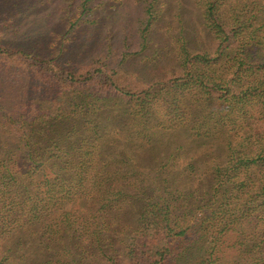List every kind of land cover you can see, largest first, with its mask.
Listing matches in <instances>:
<instances>
[{
    "label": "trees",
    "instance_id": "1",
    "mask_svg": "<svg viewBox=\"0 0 264 264\" xmlns=\"http://www.w3.org/2000/svg\"><path fill=\"white\" fill-rule=\"evenodd\" d=\"M198 5L210 47L182 40L177 66L147 81L72 63L65 44H11L2 19L0 264H264V0ZM209 100L215 130L201 132L192 109ZM178 127L221 152L153 153Z\"/></svg>",
    "mask_w": 264,
    "mask_h": 264
},
{
    "label": "rangeland",
    "instance_id": "2",
    "mask_svg": "<svg viewBox=\"0 0 264 264\" xmlns=\"http://www.w3.org/2000/svg\"><path fill=\"white\" fill-rule=\"evenodd\" d=\"M199 11L198 0H156L155 3L153 0H14L8 3L0 0V22L4 19L15 23L12 26L15 34L10 33L12 28L5 33L11 44H20L43 55L65 44L62 57L72 63L107 64L145 81L155 74H163L164 69L169 71L177 66L182 40L193 52L210 47L211 36L202 24ZM79 12L82 16L75 23ZM150 17L149 26L144 28ZM65 32L64 41L59 44L58 38ZM140 40L144 41V46H140ZM185 98L190 100L189 96ZM209 102L205 106L207 103L198 105L200 102L196 101L192 109V116L199 114V120L205 118L201 132L207 128L215 130L212 119L219 106ZM188 111L184 108L185 113ZM196 121L197 118L183 126L197 128ZM217 136L225 138L223 133ZM152 142L156 145L153 153H159L163 145L180 142L184 156L193 155L201 161L208 159L209 151L214 150V155L221 152L216 139L205 142L203 137H194L189 130L180 127L155 134Z\"/></svg>",
    "mask_w": 264,
    "mask_h": 264
}]
</instances>
